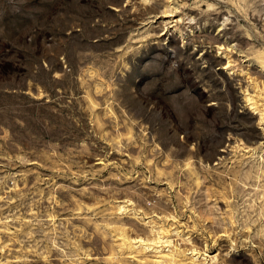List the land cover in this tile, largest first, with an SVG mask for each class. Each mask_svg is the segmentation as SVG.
<instances>
[{
	"label": "rangeland",
	"instance_id": "374dc122",
	"mask_svg": "<svg viewBox=\"0 0 264 264\" xmlns=\"http://www.w3.org/2000/svg\"><path fill=\"white\" fill-rule=\"evenodd\" d=\"M0 264H264V0H0Z\"/></svg>",
	"mask_w": 264,
	"mask_h": 264
},
{
	"label": "bare ground",
	"instance_id": "6f19581e",
	"mask_svg": "<svg viewBox=\"0 0 264 264\" xmlns=\"http://www.w3.org/2000/svg\"><path fill=\"white\" fill-rule=\"evenodd\" d=\"M172 255H173V254H170L171 257H172ZM174 255H175V254H174ZM174 255H173V256H174ZM175 256H176V255H175ZM172 258H173V257H172ZM173 260H174V259H173ZM169 261H170V260H169ZM171 263H172V262H171ZM174 263H176V262H174Z\"/></svg>",
	"mask_w": 264,
	"mask_h": 264
}]
</instances>
